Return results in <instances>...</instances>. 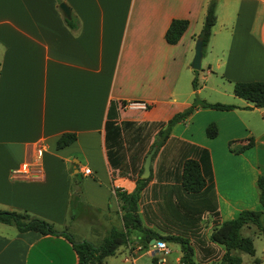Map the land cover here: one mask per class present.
<instances>
[{
  "label": "crops",
  "instance_id": "obj_1",
  "mask_svg": "<svg viewBox=\"0 0 264 264\" xmlns=\"http://www.w3.org/2000/svg\"><path fill=\"white\" fill-rule=\"evenodd\" d=\"M61 2L70 9L73 28L65 21ZM207 3L0 0V211L44 219L58 232L79 230L82 220L89 234L79 240L98 245L112 227L123 228L115 191L131 193L135 188L130 159L139 169L153 146L152 175L159 161L176 165L195 153V146L208 150L218 217L204 214V237L205 218L215 226V220L234 219L243 209L263 210L256 180L264 176V107H251L231 92L235 82L264 81V0H217L216 22L202 54L203 78L216 75L222 87L218 93L237 101L202 100L236 108H196L172 127L163 145H153L159 139L155 125L187 108L203 89L198 82L196 90L192 87L191 62ZM172 19H186L188 25L177 43L168 44L164 34ZM134 101L147 108L131 107ZM112 102L116 123L124 127L119 148L111 149L115 159H122L120 169L111 166L105 142ZM209 123L217 126L213 138L206 135ZM63 133L76 138L57 148ZM231 141L233 146L252 145L234 153ZM38 146L40 173H15L34 161ZM154 182L153 176L148 186ZM142 225L158 231L143 220ZM154 243H145L143 233L132 230L126 244L103 264H157L162 252ZM165 243L170 253L171 243ZM174 245L180 263V247ZM254 258L264 264V257ZM0 264H77V256L61 234L21 232L0 222Z\"/></svg>",
  "mask_w": 264,
  "mask_h": 264
},
{
  "label": "trees",
  "instance_id": "obj_2",
  "mask_svg": "<svg viewBox=\"0 0 264 264\" xmlns=\"http://www.w3.org/2000/svg\"><path fill=\"white\" fill-rule=\"evenodd\" d=\"M61 1V0H58ZM217 0H208L202 28L198 37L202 38L203 51L207 46L211 30L216 22ZM68 26L74 27L73 19L65 20ZM186 19H172L169 23L164 38L168 44H175L187 28ZM192 87L197 88V79H192ZM233 94L252 103L251 107H264V81H238L233 84ZM125 104V103H124ZM209 107L218 110H231L236 108L233 104L210 103L199 99L195 94L192 103L184 110L175 113L166 122L157 123V135L159 139L153 145H163L170 135L172 127L196 108ZM248 106V108H251ZM114 103L110 104L108 118L105 124V142L107 146L108 160L113 168H119L122 162L120 157L115 159L113 146H120L124 127L116 123ZM142 127V126H141ZM143 128V127H142ZM141 128L137 127V131ZM206 135L213 138L218 130L215 123H209L206 127ZM76 138L74 133H63L56 141V147L62 148L72 143ZM235 141L229 142L230 150L234 153L241 152L252 145V141L233 146ZM241 142V141H239ZM112 144V146L110 145ZM156 151L152 155L155 156ZM141 164V163H139ZM132 166L134 172L135 188L131 193L115 191L121 210L123 228L112 227L98 245L88 240H74L66 229L58 232L48 221L30 217L27 213L15 211H0V222L15 225L21 231L33 230L42 235H63L72 245L77 256V264H103L106 256L115 253L117 248L126 244L129 232L137 230L143 233L145 243L151 239L176 243L180 247L181 264H241L240 253L254 255L253 240L249 236L241 234V228H255L257 235L264 237V176L259 175L256 180L259 203L263 210L243 209L231 220L218 222L207 240L201 234V221L204 214L209 213L218 217L216 194L214 192L212 168L209 152L205 148L195 146V153L186 155L176 165H170L166 161L158 162L156 173L147 178H141L142 164L139 169ZM155 182L148 186L152 177ZM144 200V201H143ZM141 204V216L139 213ZM142 220L148 225H153L156 230L146 228ZM192 244L196 247L199 260L195 259ZM219 245L222 250L218 261H212L218 255ZM233 251L239 252L238 254ZM262 259L254 258L251 264H259ZM152 264H156L155 261Z\"/></svg>",
  "mask_w": 264,
  "mask_h": 264
},
{
  "label": "rangeland",
  "instance_id": "obj_3",
  "mask_svg": "<svg viewBox=\"0 0 264 264\" xmlns=\"http://www.w3.org/2000/svg\"><path fill=\"white\" fill-rule=\"evenodd\" d=\"M206 51V48L204 49V52ZM206 56V54H205ZM205 57L203 59H201V66L200 69L198 70H193L194 72V77H196L197 82H198V86H203V89L201 91V94L198 96L199 99L202 98H206L208 100H214V101H223V102H233L230 100H234L233 96L230 97H226L223 96L221 94L218 93V91L222 90L221 85L219 84V78L214 75H207V79H204V75L205 71H206V63H205ZM214 70V69H213ZM215 72V71H214ZM222 82V81H221ZM231 90L229 92H225L227 94H230ZM231 95L233 94V89L231 92ZM259 210V209H258ZM261 210V208H260ZM78 228L79 230L76 231H71V235L73 236L74 240L79 241V238L81 237V234H83V236H87L89 234V227L87 225H85L82 220L77 222ZM214 225L211 222V218H205L204 219V225H203V229H204V235L207 239H209L210 234L212 233L213 229H214ZM241 234L243 236H249L252 238L253 240V244H254V249H255V253L253 256L249 255V254H245V253H240L241 257H242V263L241 264H249V261L252 260L254 257H264V247H263V241L264 238L257 235L255 228L251 227H243L241 228ZM94 242H98V241H94ZM216 247V249H218V255L216 257H214L215 259H213L212 261H218V258L220 256V252L222 250V248L219 245L216 244H212ZM171 247L172 249H170V253L168 254H163V253H159L158 254V262H161V259H165L164 264H181L178 261H176V257L180 254L179 250L176 251L175 249H177V246L174 245V243H171ZM192 247L194 249L195 252V259L199 260V254L196 250V247L192 244ZM233 253L238 254L239 252L237 251H233ZM151 264V263H150Z\"/></svg>",
  "mask_w": 264,
  "mask_h": 264
},
{
  "label": "built area",
  "instance_id": "obj_4",
  "mask_svg": "<svg viewBox=\"0 0 264 264\" xmlns=\"http://www.w3.org/2000/svg\"><path fill=\"white\" fill-rule=\"evenodd\" d=\"M129 104L131 107L142 109V110H145L147 108L146 103H144L142 101H134V102H131ZM41 155H42V147L38 146L37 149L35 150L34 161L31 163L23 164L20 167V170H15V173L21 174L22 176H25V177L31 176L35 172L40 173V171H41V168H40L41 167V163H40ZM83 173L85 175H89L91 173V171L89 168H85L83 170ZM153 247H155L158 251H161L163 254L169 253V249H168V247L164 241H161V240L155 241ZM164 262H165V259L163 258V259H161V262H159L157 264H164Z\"/></svg>",
  "mask_w": 264,
  "mask_h": 264
},
{
  "label": "water",
  "instance_id": "obj_5",
  "mask_svg": "<svg viewBox=\"0 0 264 264\" xmlns=\"http://www.w3.org/2000/svg\"><path fill=\"white\" fill-rule=\"evenodd\" d=\"M59 8L61 9L65 18L67 19L70 18V9L66 5V3L61 2L59 4ZM202 54H203L202 38L198 37L196 39L195 46H194V57L191 62L192 69L194 70L200 69ZM155 149H156V146H153L151 150L145 156L141 178H147L150 174L151 158H152V154L154 153ZM151 243H154V239H151Z\"/></svg>",
  "mask_w": 264,
  "mask_h": 264
}]
</instances>
